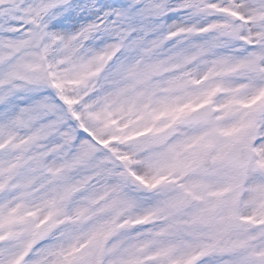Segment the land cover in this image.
Instances as JSON below:
<instances>
[{"label":"snow or ice","instance_id":"1","mask_svg":"<svg viewBox=\"0 0 264 264\" xmlns=\"http://www.w3.org/2000/svg\"><path fill=\"white\" fill-rule=\"evenodd\" d=\"M0 264H264V0H0Z\"/></svg>","mask_w":264,"mask_h":264}]
</instances>
